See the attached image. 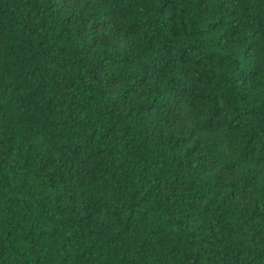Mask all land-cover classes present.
<instances>
[{
  "label": "trees",
  "instance_id": "obj_1",
  "mask_svg": "<svg viewBox=\"0 0 264 264\" xmlns=\"http://www.w3.org/2000/svg\"><path fill=\"white\" fill-rule=\"evenodd\" d=\"M0 264H264V0H0Z\"/></svg>",
  "mask_w": 264,
  "mask_h": 264
}]
</instances>
